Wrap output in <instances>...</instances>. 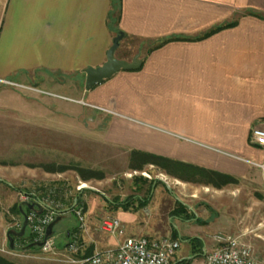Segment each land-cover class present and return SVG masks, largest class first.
<instances>
[{
  "label": "crops",
  "instance_id": "0c3cea01",
  "mask_svg": "<svg viewBox=\"0 0 264 264\" xmlns=\"http://www.w3.org/2000/svg\"><path fill=\"white\" fill-rule=\"evenodd\" d=\"M219 26L225 28L205 36ZM120 32L121 43L149 45L142 57L121 59L137 58L140 67L121 70L87 91L85 70L106 62ZM55 74L62 79L54 80ZM0 80L43 92L60 85L78 94L64 100L82 113L105 114L109 122L98 131L100 142L126 153L130 165L140 152L235 180L219 189L197 180L183 184L163 171L176 184L157 178L141 209L131 200L110 212L107 202L86 206L75 199L69 213L84 207L81 230L68 231L56 254L25 257L29 264H73L64 255L70 232L83 245L78 254L116 249L122 238L100 225L110 216L122 223L126 236L179 241L170 264H208L216 234L247 243L248 226L261 223L254 208H264V146L255 144L253 130L264 129V0H0ZM8 174L0 170V182L7 183ZM185 193L189 200L182 198ZM178 203L189 218L173 213ZM146 208L150 217L142 212ZM21 242L14 239L10 250Z\"/></svg>",
  "mask_w": 264,
  "mask_h": 264
},
{
  "label": "rangeland",
  "instance_id": "374dc122",
  "mask_svg": "<svg viewBox=\"0 0 264 264\" xmlns=\"http://www.w3.org/2000/svg\"><path fill=\"white\" fill-rule=\"evenodd\" d=\"M148 46L138 40H126L121 43L116 57L130 60L138 54L142 57L148 51ZM77 77L79 78V75ZM63 78L66 84H71L73 88L76 86L75 81L68 77ZM57 79L61 80L62 77L55 74L54 80ZM33 82L36 84V80ZM33 82L31 83L34 84ZM30 88H21L10 81L0 82V170L9 173L10 180H6L12 184L0 182V189L5 188L0 194V256L11 264H29L25 257L49 255L44 254L40 246L26 248L30 239L28 228L23 237H15V241L22 240L21 244L17 243L19 248L15 247L11 252V255L17 254L16 256L2 251H11L8 232H19L22 228L16 226V223L21 221L23 216L20 218L14 214L12 208L15 204L22 203L21 197L24 194L45 197L51 190L57 191L56 198L64 204V211L51 237L56 247L62 248L66 244L68 231L74 228L81 230L82 223L78 217L72 212L69 213V207L75 199L79 198L86 206L90 202L94 206L96 202L104 201L107 202V210L114 212L119 203L125 202L131 196L135 197L131 203L135 202L136 205V198L150 197L146 192L147 186H144L145 179L155 182L157 178H162L171 186L176 184L156 166L146 165L142 171L132 170L126 153L103 146L100 142L103 141V136L98 131L102 132L101 129L108 125V118L105 114L92 110L87 114L82 113L80 107L72 104L74 102L64 100L65 97L78 99V94L60 85L41 88L46 92ZM91 140L98 145L90 144ZM47 168L55 170L48 171ZM60 168L64 170L58 171ZM89 171L98 176L83 178V174L86 176ZM82 185L79 190L78 187ZM165 194L169 199H174V196ZM182 198L189 200L190 197L185 193ZM142 210L148 217L151 216L150 208ZM98 211H94L93 222H98ZM251 211L253 208L249 209V212ZM254 213L257 216L255 221L261 220V223L249 225L245 237L257 260L264 264V208H254ZM165 218H168V214H165ZM102 222L103 219L100 225ZM181 250H185L183 244Z\"/></svg>",
  "mask_w": 264,
  "mask_h": 264
},
{
  "label": "built area",
  "instance_id": "2783aa9c",
  "mask_svg": "<svg viewBox=\"0 0 264 264\" xmlns=\"http://www.w3.org/2000/svg\"><path fill=\"white\" fill-rule=\"evenodd\" d=\"M0 82H2L0 80ZM255 144L264 146V129L253 130ZM83 187H78L81 190ZM56 190L43 197L37 194L22 195L23 204H34L35 209L27 213V228L32 242L42 244L44 254H56L57 247L52 237L46 238L48 226L64 211V204L56 198ZM67 196V195H66ZM67 198V197H66ZM74 213L84 225V207L80 204L74 208ZM24 219L16 226L22 227ZM101 229L112 236L121 237L122 241L116 249H107L94 252L86 257H74L83 248L79 235L73 234L67 243L64 254L73 264H170L172 258L180 248V242L168 238L149 239L147 237H129L122 223L116 218H106ZM214 249L207 254L208 264H261L257 260L253 248L241 241L239 237L227 233H218L214 236ZM11 254L12 251L2 250ZM72 255V256H70Z\"/></svg>",
  "mask_w": 264,
  "mask_h": 264
},
{
  "label": "trees",
  "instance_id": "16d2710c",
  "mask_svg": "<svg viewBox=\"0 0 264 264\" xmlns=\"http://www.w3.org/2000/svg\"><path fill=\"white\" fill-rule=\"evenodd\" d=\"M226 26L228 27L229 25H226ZM223 28H225V26L216 27L215 29H213L209 33H207L205 36H209V35L217 32ZM135 154H136L135 158L132 160L131 166H130L132 170L142 171L146 165H153V166L158 167L162 171H165V173L170 175L171 177L179 179L183 182L195 184V182L197 180L198 183H204L207 185H212V186L219 188V189L224 187L225 185H228L230 183L235 182V180L233 178L226 176L224 174H220L218 172L208 171L205 169L204 170L198 169V168H195V166H193V165L184 164V163L177 162V161H171V160L162 158V157L157 156V155H148V154H144V153H140V152L135 153ZM47 170L53 171L55 169H53V168L48 169L47 168ZM63 170H64V168H60L58 171L62 172ZM92 176L96 177L98 175H96L94 172H91V171H89V174L86 176L83 174V178H86V179H88L89 177H92ZM144 186H147L146 192L149 195H151L152 188L154 186V182L153 181H147L145 179V185ZM138 191H141V190H138ZM148 198L149 197H147V198L139 197L137 199L138 209H141L146 205V203L148 202ZM132 199H134V196H131L130 198H128V200L126 199V202L131 201ZM12 212L14 214H17L20 218H22V213L25 212L27 214L28 212H30V209L22 203H17L12 208ZM187 212H188L187 208L183 204L178 203V207L173 213L175 215L185 219V218H189V216L187 215ZM26 233H27V229H26ZM70 233L72 236V232H70ZM29 235H30V233H29ZM193 243H195V240L193 241ZM30 244H34L32 242L31 236H30L29 243L27 244V247ZM91 254H92V252L89 251L88 253H85V254H78L77 257L82 258V257L89 256ZM0 264H11V263H9L7 260H4L0 256Z\"/></svg>",
  "mask_w": 264,
  "mask_h": 264
},
{
  "label": "water",
  "instance_id": "95a60500",
  "mask_svg": "<svg viewBox=\"0 0 264 264\" xmlns=\"http://www.w3.org/2000/svg\"><path fill=\"white\" fill-rule=\"evenodd\" d=\"M125 34L123 32H120L114 39H113V44L109 48L106 54V62L98 67H89L85 70L86 73V84L85 88L87 91H90L95 87L96 84H100L103 81L110 79L113 77L116 73H118L121 70H133L137 69L141 65V61L138 60L137 58L134 59L132 62H128L126 60H121L116 57V52L120 47L121 41L124 39ZM26 206L30 210L35 209L34 204H26ZM23 216V225L22 228L19 232L10 230L8 232V239H9V244L10 248H14V237H23L26 229H27V214L24 212L22 213ZM60 221L59 218H57L54 222H52L46 232V238H49L53 235L54 233V228L56 224ZM34 245V244H32ZM42 244H37V246H41Z\"/></svg>",
  "mask_w": 264,
  "mask_h": 264
}]
</instances>
